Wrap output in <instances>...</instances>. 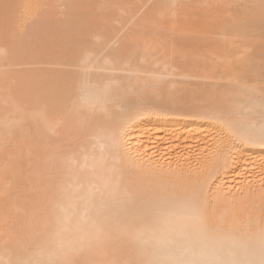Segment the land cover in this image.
<instances>
[{
	"label": "bare ground",
	"instance_id": "6f19581e",
	"mask_svg": "<svg viewBox=\"0 0 264 264\" xmlns=\"http://www.w3.org/2000/svg\"><path fill=\"white\" fill-rule=\"evenodd\" d=\"M264 0H0V264H261Z\"/></svg>",
	"mask_w": 264,
	"mask_h": 264
},
{
	"label": "snow or ice",
	"instance_id": "6c2138e0",
	"mask_svg": "<svg viewBox=\"0 0 264 264\" xmlns=\"http://www.w3.org/2000/svg\"><path fill=\"white\" fill-rule=\"evenodd\" d=\"M261 264H264V261H262Z\"/></svg>",
	"mask_w": 264,
	"mask_h": 264
}]
</instances>
